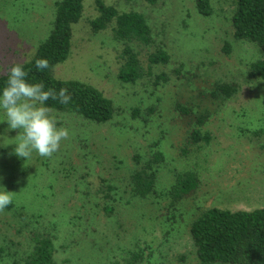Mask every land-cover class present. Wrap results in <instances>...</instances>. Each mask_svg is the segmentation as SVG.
Masks as SVG:
<instances>
[{"label": "rangeland", "instance_id": "374dc122", "mask_svg": "<svg viewBox=\"0 0 264 264\" xmlns=\"http://www.w3.org/2000/svg\"><path fill=\"white\" fill-rule=\"evenodd\" d=\"M56 1L0 0V68L30 59L52 26ZM107 2L145 15L154 39L169 54L168 62L152 71L166 72L168 79L154 83L145 75L135 82L121 81L117 75L121 42L109 29H91L89 20L97 11L94 0L84 1L82 16L72 25L70 54L53 73L94 85L112 100L115 114L108 123L91 124L50 109L58 127L69 130V138L51 158L33 152L28 160L14 154L12 142L19 130L0 122V191L14 192L13 203L0 213V264H24L26 235L35 222L20 229L19 208L26 219L30 212L41 211L39 223L55 222L51 226L56 254L68 264H112L133 248L143 253L139 264H199L189 225L200 211L211 206L231 210L264 206V80L247 76L248 63L263 52L256 43L233 36L232 1L211 0L213 12L207 16L199 13L195 0ZM137 49L146 67V50L153 48ZM221 82L232 84L234 92L211 96ZM177 102L210 113L203 127L210 132V141L192 146L186 157L181 152L188 126L174 108ZM154 148L164 157L159 188L170 185L175 172L184 168H195L200 178L194 195L178 204L175 223L163 220V203L154 208L156 216L147 214L139 225L122 202L117 205L120 215L107 216L112 221L100 212L96 216L97 207L76 199L82 186L73 187L74 183L94 184L99 177L126 188L134 166L132 153L147 156ZM84 172L88 174L80 180ZM123 229L127 239L119 241ZM133 233L137 239H128ZM105 236L107 247L112 246L102 258L93 238Z\"/></svg>", "mask_w": 264, "mask_h": 264}, {"label": "trees", "instance_id": "16d2710c", "mask_svg": "<svg viewBox=\"0 0 264 264\" xmlns=\"http://www.w3.org/2000/svg\"><path fill=\"white\" fill-rule=\"evenodd\" d=\"M84 1L57 0L48 34L39 42L30 59L19 63L28 71L26 79L29 82H43L46 90L54 88L57 92L61 87H67L72 97L71 101L64 105L58 100H49L46 102L49 109L74 114L91 124H105L115 114V107L110 98L88 82L74 78H58L53 73L54 67L66 60L70 54L72 25L82 16ZM127 1L130 0H125ZM231 1L234 4L230 16L233 36L256 43L263 52L261 56L248 63L247 76L264 80V0ZM94 6L97 14L89 20L91 29L93 31L109 29L114 38L121 42L118 78L125 82H135L146 75L151 77L154 83L167 81L166 72L152 71L154 66L167 63L169 54L154 39L145 15L132 8L120 9L117 4L107 0H94ZM195 6L202 15L207 16L213 12L211 0H195ZM137 48L144 50L153 48L146 50V67L139 59L141 51ZM224 50H229L227 43ZM39 58L48 60L50 65L48 69L38 70L35 67V61ZM7 79L6 72L0 74V90L6 85ZM234 90V86L228 82L216 83L211 96L227 97ZM174 108L186 118L188 126L185 147L181 152L186 157L192 146L210 141V132L203 128L210 113L207 109H194L191 105L180 102H177ZM153 110L154 107L148 108L149 112ZM146 120L147 117L143 119L144 122ZM132 159L134 166L127 174L126 188L116 185L112 178L99 177L94 184L74 183L73 187L78 188L79 184L82 186L76 199L81 204L87 202L90 206L97 207L95 215L99 216L100 212L105 217L120 215L117 205L122 202L128 206V212L132 217L136 215L134 221L139 225H142V218L147 214L149 217L158 214L156 206L162 208L164 205L166 212L162 215L163 220L168 224L175 223L179 214L176 212L178 204L193 196L199 186L197 170L192 167L180 169L175 172L172 183L162 189L158 187V170L164 161L163 152L154 148L144 156L135 151L132 153ZM86 174L88 173H82L79 179L84 180ZM161 203L163 205H160ZM30 213V218L26 219V212L22 208L16 212L20 216V229L32 221L35 222L26 235L29 243L22 258L24 264H68L67 259L61 260L56 254L54 242L56 234L52 232L51 226L55 225V222L52 221L50 225L39 223L41 211ZM108 217L107 219L113 221ZM189 233L199 264H264V206L235 210L217 206L205 208L190 222ZM116 235L118 237L119 233L116 232ZM131 235L128 239H137L135 233ZM124 239H127L126 229L122 230V235L118 238L119 241ZM115 240L117 239L113 241ZM93 242L94 249H99L97 254L100 257L108 256L107 251L112 244L107 247L109 243L107 236L93 238ZM2 250L3 247H0V251ZM143 258V253L133 248L125 256L112 260V264H139Z\"/></svg>", "mask_w": 264, "mask_h": 264}, {"label": "clouds", "instance_id": "9594fccd", "mask_svg": "<svg viewBox=\"0 0 264 264\" xmlns=\"http://www.w3.org/2000/svg\"><path fill=\"white\" fill-rule=\"evenodd\" d=\"M49 66L46 58L35 61L38 70ZM0 72H6L8 76L6 85L0 90V110L4 113L0 122L6 121L10 130H19L12 142L16 145L14 154L24 160L30 159L33 152L51 158L70 134L67 128L58 127L46 102L58 100L67 105L72 98L70 92L67 87H61L57 92L54 88L46 90L43 82H29L26 79L28 71L19 62L7 69L0 68ZM13 199L14 192L0 191V213L13 203Z\"/></svg>", "mask_w": 264, "mask_h": 264}]
</instances>
